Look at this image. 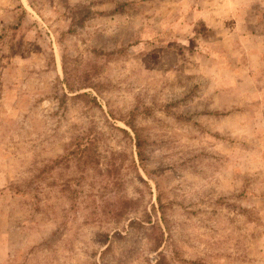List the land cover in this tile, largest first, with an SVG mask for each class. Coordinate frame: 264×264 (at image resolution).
<instances>
[{
    "label": "rangeland",
    "instance_id": "rangeland-1",
    "mask_svg": "<svg viewBox=\"0 0 264 264\" xmlns=\"http://www.w3.org/2000/svg\"><path fill=\"white\" fill-rule=\"evenodd\" d=\"M0 264H264V0H0Z\"/></svg>",
    "mask_w": 264,
    "mask_h": 264
},
{
    "label": "trees",
    "instance_id": "trees-1",
    "mask_svg": "<svg viewBox=\"0 0 264 264\" xmlns=\"http://www.w3.org/2000/svg\"><path fill=\"white\" fill-rule=\"evenodd\" d=\"M94 143H95V141H94V138L92 137L91 134L87 135L86 138H84L82 142H79L78 149H76L75 151H77V150L79 151L80 158H82V161H84V158L87 157L89 154L90 150H87V148L93 149ZM139 147H140L139 155H140V157H142L141 144L140 143H139ZM75 151L70 150V152H68V154L66 156H63L62 159L69 157V155L73 154Z\"/></svg>",
    "mask_w": 264,
    "mask_h": 264
}]
</instances>
